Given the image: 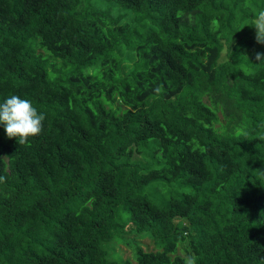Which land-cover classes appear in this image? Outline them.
I'll return each mask as SVG.
<instances>
[{
  "label": "trees",
  "instance_id": "trees-1",
  "mask_svg": "<svg viewBox=\"0 0 264 264\" xmlns=\"http://www.w3.org/2000/svg\"><path fill=\"white\" fill-rule=\"evenodd\" d=\"M261 10L0 0V103L46 115L27 145L0 123V264H184L183 242L197 264H264V44L240 35Z\"/></svg>",
  "mask_w": 264,
  "mask_h": 264
},
{
  "label": "clouds",
  "instance_id": "clouds-1",
  "mask_svg": "<svg viewBox=\"0 0 264 264\" xmlns=\"http://www.w3.org/2000/svg\"><path fill=\"white\" fill-rule=\"evenodd\" d=\"M256 29V41L264 44V10L259 11L251 24ZM256 60L264 62V52L255 54ZM46 115L39 112L30 100L17 95L7 97L0 103V123L5 125L9 139L16 138L19 145H27L29 138L42 133ZM184 264H196L195 256H185Z\"/></svg>",
  "mask_w": 264,
  "mask_h": 264
},
{
  "label": "rangeland",
  "instance_id": "rangeland-1",
  "mask_svg": "<svg viewBox=\"0 0 264 264\" xmlns=\"http://www.w3.org/2000/svg\"><path fill=\"white\" fill-rule=\"evenodd\" d=\"M245 32L256 33V29L253 26H251L250 23H247V24H244L243 29L240 31V35H242ZM235 42L236 40L232 41L231 44L225 45V48L222 51L220 60H225L228 58V52H230ZM120 59L124 60L121 63L122 64L121 67L129 71L130 69L134 67L136 61L138 60V54L137 52L130 53L127 49H124L122 52H120ZM205 60H209V58L206 57ZM220 117H221V120H223L222 114H220ZM157 155H158V152H155V153L153 152L151 154L150 152L147 151L146 160H145L146 163L151 164V165H159L160 162L157 161L156 159ZM146 191L150 192L152 195L158 198L163 197V196L168 197L171 194V190H169L168 185H163L160 188H154V187L148 186L146 188ZM176 192H179V191H176ZM141 241H142L143 247L146 248L148 251L157 250V246L155 242L150 237L141 238ZM110 248L112 249L111 252L117 251L125 259H133V250L125 242L116 243ZM178 253L184 257L194 256V253L187 242H183L179 244Z\"/></svg>",
  "mask_w": 264,
  "mask_h": 264
}]
</instances>
